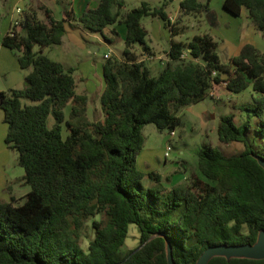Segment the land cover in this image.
I'll return each mask as SVG.
<instances>
[{
  "label": "trees",
  "instance_id": "1",
  "mask_svg": "<svg viewBox=\"0 0 264 264\" xmlns=\"http://www.w3.org/2000/svg\"><path fill=\"white\" fill-rule=\"evenodd\" d=\"M179 5L184 12L210 11L209 0H180ZM223 6L234 15L246 7L255 27L264 31V0H224ZM41 8L42 18L29 7L21 31L12 24L1 40L27 71L23 88L0 91V108L8 126L4 141L17 152L30 190L21 204L0 198V264H197L209 248L254 245L264 233V156L246 139L248 121L237 126L234 113L220 116L219 138L242 142L243 149L225 155L214 146L199 148L198 172L171 187L160 174L138 169L135 159L143 147L144 125L173 131L180 123L179 109L202 100L214 82L224 80L231 92L252 84L261 94L249 109L259 118L258 134L264 135V52L248 43L226 63L216 40L204 32L186 42L172 40L168 61L152 74L134 46L148 50L145 16L159 17L172 35L179 33L165 3L141 1L125 9V0H99L72 17L91 32L122 22L126 32L123 58L105 59L102 116L91 119L88 95L76 92L74 68L43 52L61 43L66 18L56 19L49 8ZM145 178L154 183L145 185ZM98 215L84 249L83 227ZM130 224L137 226L139 244L120 256ZM204 264H264V257L216 254Z\"/></svg>",
  "mask_w": 264,
  "mask_h": 264
},
{
  "label": "rangeland",
  "instance_id": "2",
  "mask_svg": "<svg viewBox=\"0 0 264 264\" xmlns=\"http://www.w3.org/2000/svg\"><path fill=\"white\" fill-rule=\"evenodd\" d=\"M3 1L0 0V30L2 29L4 22H6L8 17H10L12 9L13 19H16L15 17L19 16L16 12V7L27 9L30 0H20L17 2L7 0L5 3H2ZM141 1L143 0H125V9L136 7L141 3ZM148 1L154 6H160L163 3V0ZM58 3L63 4L65 3V0H59ZM177 7L178 2L171 1L169 2L167 10H170L174 14ZM143 20L147 23L149 17L145 16L142 21ZM183 23L186 25L184 31L181 32L179 36V39L182 42L188 41V39L192 38L196 34L204 33L208 26L205 14L202 16L197 15L196 17L191 14L186 17ZM22 31H24V29H22ZM102 34L104 37L109 36L107 33ZM87 43L88 46L83 49V53L86 54V59L91 63L98 65L104 64L105 59L103 54L109 50H111L112 53L110 54L112 56L123 55V45L121 42L117 41L116 38L112 39L107 46H104L98 39H91ZM56 45L48 46L44 53L53 60L62 59L67 61L64 65H74L77 67L76 71L73 73L76 83V92L81 91L78 80L79 75H82L84 79L86 78L90 86L89 88H95L97 77L92 74V69L88 68L86 71L83 70L82 67L84 61L79 57V54H77L75 50L70 49L71 52L75 51L74 55L70 54L68 58H65L61 51V47ZM138 46L140 45L138 44ZM92 48H96V50L93 51ZM35 50H38L37 46H35ZM75 55L77 57L76 59L74 58ZM158 69H161L160 66ZM217 92L218 97H211L207 95L203 98L202 103L193 106V109H189L190 105L181 107L177 112V115L180 117V123L173 130L174 133L172 137L168 138L169 131L167 130L162 132L158 131L153 123H148L143 126V147L145 149V153L154 156H161L164 151L165 142L168 139V143L171 147L169 154L166 157L169 167L166 168L163 165H159L156 169L152 170L153 172L161 175V181L166 187L178 184L182 182L185 177L198 172L196 167V154L198 149L201 147L214 146L225 155L237 154L243 149L244 145L242 142H224L219 138L217 126L219 124V118L222 115L234 113V123L237 126H240L245 121H248L249 127L245 131L246 139L258 152H260L262 156H264V135L258 134L257 131V128L260 125L259 118L249 109V107L254 104V98L260 96L261 94L253 90L252 84H249L247 88L240 92H231L225 85L221 84V86L217 88ZM23 102L29 103L27 99H24ZM90 106L91 108L88 111L89 117L91 119L101 118L102 115L100 111L99 97H93ZM201 107H203L204 112L199 113L200 115H198V113L194 110L198 109L199 111V108ZM68 111L69 105H66L64 108L66 116ZM262 118L264 119V108L262 109ZM53 122L54 119L50 114L47 118V124L51 126ZM6 127V124L2 120V111L0 109V198L11 201L13 204L17 205L24 202L26 193L30 190V185L23 182L22 177L24 175V169L18 163L17 152L8 148L4 141L7 132ZM67 133L68 131L63 123L61 131L62 137L65 138ZM143 183L145 185H149L153 184L154 181L149 178H145ZM94 219H99V215L88 219L83 227L80 244L84 249L87 248L89 240L93 238L94 231L91 226V222ZM138 244L139 232L137 226L135 224H130L128 236L124 245L120 249L119 255L124 256ZM247 248L263 250L264 233L261 232L259 234L256 243L252 247H219L209 249L203 254L197 264H204L208 256L216 254L225 256H257L256 254L249 252Z\"/></svg>",
  "mask_w": 264,
  "mask_h": 264
},
{
  "label": "crops",
  "instance_id": "3",
  "mask_svg": "<svg viewBox=\"0 0 264 264\" xmlns=\"http://www.w3.org/2000/svg\"><path fill=\"white\" fill-rule=\"evenodd\" d=\"M6 1L7 0H4L2 3H5ZM13 1L17 2L20 0ZM98 1L99 0H65V3L59 4V0H30L28 5V8H32L39 18H42L44 16V11L41 6L49 8L53 17L56 19L66 18L64 22L66 31L62 37L61 43L56 46L61 47V51L65 58H68L70 54L74 55L76 51V53L79 54V57L82 58V60L84 61L82 67L83 70L86 71L88 68H90L93 70L92 74L97 77L95 88H89L90 86L86 78L84 79L82 75H79L78 77L79 85L81 88V91L78 93L85 92L89 97L88 111L91 108L90 103L92 102V98L95 96H100L105 83L103 78V64L98 65L89 62L86 59V54L83 53V49L88 46L87 42H89L91 39H98L104 46H107V44L112 39L116 38L117 41L121 42L123 45V40L126 32V28L123 22L105 27L102 32H91L81 25V23L75 17H78L86 7H95ZM171 1L178 2V7L175 10L174 14L170 10H167L169 2ZM171 1L163 0V3H165V11L167 12L168 18L172 23L175 24V27H177V30L179 32L178 34L172 35L169 27L166 26L164 21L159 17L148 16L149 20L147 21V23H145L144 20L142 21L143 18L141 19L143 27L147 30L146 44L148 46V50L143 51L141 45H135L134 51L138 55V60H143L152 74H156L155 72L158 73L160 70L158 69L159 66L160 68H162L164 64L168 61V50L170 43L172 40L181 41L179 39V36L181 32L184 31L186 25L183 22L186 17L191 14L195 17L197 15H206L208 26L205 29V32L211 34L216 40L217 52L223 62L228 63L230 59L238 55L241 51V48L248 43L254 45L255 47L264 52V31H260L255 27L254 23L249 17V13L246 7L242 6L240 14L234 15L224 8V0H209V12H184L180 8V0ZM199 1L201 3L205 2V0ZM147 2L149 1L147 0ZM28 8H20L22 11L21 13L16 11L19 14L18 17H15L16 19H13L12 9L10 17H8L6 22H4V25L0 30V91H7L12 88H23L25 86L24 77L27 71L22 70L20 68L16 52L4 46L1 43V40L3 35L10 31L12 23H14L16 20H20L22 18L24 19L26 17V12ZM66 11L70 12V18L66 17ZM72 15L75 17H72ZM16 28L17 30L21 31L20 26ZM112 29L117 33V35L111 31ZM102 33H107L109 36L104 37ZM47 48L48 47L44 48L43 52H45ZM70 49H73L75 51L71 52ZM92 50L95 51L96 48H92ZM188 51L189 50L186 49V56H188ZM108 52L112 53L111 50H109ZM105 53L106 52H104V54ZM116 57L123 58L122 55H116ZM74 58H77L76 55L74 56ZM104 59L106 58L104 57ZM56 61L61 62L62 65L66 68H74L73 73L77 69V67L74 65H64L67 61H64L62 59H56ZM220 86L221 84H218L216 88ZM202 101L203 99L190 105L189 109H193V106L201 104ZM1 111L2 120L7 126V123L4 121L3 110L1 109ZM194 111L198 113V115H200L199 113L204 112L203 107L199 108V111L198 109H195ZM6 128H8V126ZM135 162L138 169L143 172L152 171L153 169H156L159 165H163L166 168L169 167L168 161L164 157V151L161 156H154L145 153L144 147L137 154Z\"/></svg>",
  "mask_w": 264,
  "mask_h": 264
},
{
  "label": "built area",
  "instance_id": "4",
  "mask_svg": "<svg viewBox=\"0 0 264 264\" xmlns=\"http://www.w3.org/2000/svg\"><path fill=\"white\" fill-rule=\"evenodd\" d=\"M16 11H17V12H20V13L22 12L20 8H16ZM20 20H21V19H20ZM20 20H16L13 24H14L16 27H19V26H20ZM109 56H110V52H106V53L104 54V57H105V58H107V57H109ZM182 56H185V57H186V53L184 52V53L182 54ZM215 73H216V72L213 71V72H212V75H215ZM218 84H223V85L226 86V81L224 80V81H221V82H219V83L214 82L213 85H212V87H211V89L208 91V95H209V96H211V97H218V92H217V88H216V86H217ZM173 133H174L173 131H169V133H168V138H169V137H172ZM170 149H171V147H170V145H169V143H168V139H167L166 142H165V147H164V157H165V158L168 156Z\"/></svg>",
  "mask_w": 264,
  "mask_h": 264
},
{
  "label": "water",
  "instance_id": "5",
  "mask_svg": "<svg viewBox=\"0 0 264 264\" xmlns=\"http://www.w3.org/2000/svg\"><path fill=\"white\" fill-rule=\"evenodd\" d=\"M25 19V18H24ZM261 163H262V165L264 166V160H262L261 161ZM244 246H248V245H244ZM253 246V245H252ZM252 246H248V247H252ZM219 247H243V246H215V247H212V248H209V249H215V248H219ZM208 249V250H209ZM248 249V251L249 252H251V253H254V254H256L257 256L256 257H264V249L263 250H255V249H253V248H247ZM246 249V250H247ZM207 251V250H206ZM205 251V252H206ZM169 255H170V251H169ZM203 256V255H202ZM210 256H208L207 257V259L209 258ZM206 259V260H207ZM206 260H205V262H206ZM204 262V263H205Z\"/></svg>",
  "mask_w": 264,
  "mask_h": 264
}]
</instances>
